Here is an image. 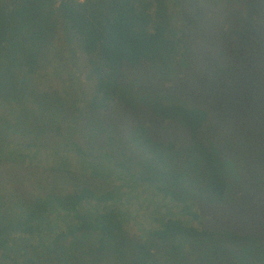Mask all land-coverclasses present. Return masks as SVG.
<instances>
[{
  "label": "trees",
  "instance_id": "obj_1",
  "mask_svg": "<svg viewBox=\"0 0 264 264\" xmlns=\"http://www.w3.org/2000/svg\"><path fill=\"white\" fill-rule=\"evenodd\" d=\"M57 3L0 0V99L13 115L3 120L10 121L26 137L34 133L40 138L52 124L60 131L70 118L72 108L64 93L31 88L39 63L46 61V50L53 45L58 23L63 20L74 32L97 81L87 112L81 113L90 130L91 146L101 138L107 147L123 139L120 153L127 163L116 164L115 155L107 151L95 155L86 152L64 137L63 151L68 159L80 156L97 161L101 156L111 162L110 168L102 174L98 168L96 171L85 165L61 167L59 171L77 182L73 191L49 193L13 206L0 199V264H264L260 258L248 260L246 255L245 261L241 257L231 260L215 243L235 242L241 248L264 241L263 237L195 227L169 212H160L154 220L156 226L150 222L153 213H148L149 224L142 233L128 234L122 217L131 214H125L119 204L127 200L134 203L136 189L143 184L182 206L180 214L196 218L194 204L183 193L188 187L212 201L227 196L230 187L222 174L220 156L204 135L210 116L202 108L165 105L130 96L126 91L135 75L168 66L174 60L179 42L164 0ZM218 55H231L225 38L220 40ZM73 117L74 121L79 119L76 114ZM113 132L116 135H110ZM179 134L192 148L177 168L181 173L173 172L175 168L164 172L162 168L172 165L177 155ZM25 147L38 148L30 143ZM3 149L0 143V163L10 157ZM140 159L152 162L160 177L132 173L131 164ZM87 173L92 177L87 179ZM113 177L120 184L114 185Z\"/></svg>",
  "mask_w": 264,
  "mask_h": 264
},
{
  "label": "rangeland",
  "instance_id": "obj_2",
  "mask_svg": "<svg viewBox=\"0 0 264 264\" xmlns=\"http://www.w3.org/2000/svg\"><path fill=\"white\" fill-rule=\"evenodd\" d=\"M164 2L171 18L172 32L179 42L174 60L168 66L135 75L126 85V91L140 99L165 105L198 107L209 113L204 135L220 156L229 193L217 201H212L205 194L200 195L192 187L183 193L194 204L193 212L200 216L197 224L215 232L229 230L264 238V0ZM69 29L63 20L59 21L53 45L46 50V61H40L31 87L39 92L59 91L66 95V103L72 112L60 131L52 124L43 137L37 138L34 133L29 137L22 135L10 121L3 120L5 117L12 119L13 115L0 99V143L4 144V153L10 156L4 157L0 163V199L9 206L20 201L31 203L49 193L73 191L77 182L58 168H81L85 165L94 170L98 168L102 174L110 168L111 162L101 156L97 161L80 156H69L68 159L63 151L64 137L80 144L86 152L95 155L107 151L115 155L116 164L121 161L127 163L120 153V146L125 143L123 139L107 147L101 138L100 143L91 146L90 130L86 128L81 113L87 112L86 105L94 94L97 81L86 54L75 40V34L73 42L69 41ZM222 38L227 39L230 46L228 58L218 55ZM75 114L79 116L77 121L73 119ZM122 133L126 137L129 134L124 127ZM178 137L181 140L175 151L177 155L171 160L172 165L166 164L162 168L164 172L175 168L173 172L181 173L177 168L184 164L183 160L192 148L183 135H176ZM29 143L38 148H26ZM133 163L132 173L138 177L143 173L160 177L158 170L152 168V162L140 159ZM89 177H92L91 173H87L86 178ZM114 177V185L120 184ZM122 177L127 176L123 173ZM143 185L135 193V197L136 194L141 196L140 203L145 196L155 201H167L159 198L153 188ZM181 187L185 188V185ZM135 203L136 198L134 204L130 203V208H135ZM177 206L172 202L170 207ZM178 207L181 211L182 206ZM180 217L190 220V216L183 213ZM145 219L146 211L141 212L137 219L143 224L128 222L125 230L130 236L141 234L149 224L148 218ZM256 241V244L241 248L235 242L216 240L213 243L224 249V254H229L231 260L239 261L241 257L245 261L251 257L260 258L264 263V241Z\"/></svg>",
  "mask_w": 264,
  "mask_h": 264
},
{
  "label": "flooded vegetation",
  "instance_id": "obj_3",
  "mask_svg": "<svg viewBox=\"0 0 264 264\" xmlns=\"http://www.w3.org/2000/svg\"><path fill=\"white\" fill-rule=\"evenodd\" d=\"M155 192V191H154ZM158 197L161 198L163 197L162 194L158 193ZM141 196L137 195V203H135V208H130V204L128 203V200L124 203L122 202L121 204H119V207L121 208L122 211H124V213L126 214L127 212L129 214H131V216H123L122 220L125 223L128 222H133L134 224H143L144 222H137L138 216L141 214V212L146 211V215L148 213H153V220H150V222L153 221V225L156 226V223L154 222L155 218L158 217L160 215V212L163 211L164 213H170V215L172 216H177L178 218L182 219L183 222H187L188 224L195 226V227H203L201 224H197L198 221H200V216L194 212L197 215V218L195 216H190V220L186 221V219H183L182 217H180V212H179V208L175 207V208H171L170 206L172 205V202L170 199H166L167 201H155L154 199H150L148 196H145L144 198H142L144 201H142L141 203L139 202ZM134 204V203H133ZM167 206L168 209L166 210L163 206ZM160 208V209H159ZM162 208V209H161ZM135 211V213H133ZM139 214V215H138ZM147 219V217H146ZM145 219V220H146Z\"/></svg>",
  "mask_w": 264,
  "mask_h": 264
},
{
  "label": "water",
  "instance_id": "obj_4",
  "mask_svg": "<svg viewBox=\"0 0 264 264\" xmlns=\"http://www.w3.org/2000/svg\"><path fill=\"white\" fill-rule=\"evenodd\" d=\"M68 37H70L69 41L72 43L73 42V38H74V33H72L71 29H69ZM72 51H74V48H72Z\"/></svg>",
  "mask_w": 264,
  "mask_h": 264
},
{
  "label": "built area",
  "instance_id": "obj_5",
  "mask_svg": "<svg viewBox=\"0 0 264 264\" xmlns=\"http://www.w3.org/2000/svg\"><path fill=\"white\" fill-rule=\"evenodd\" d=\"M62 0H58V3L59 4ZM75 1H78V2H85L86 0H75Z\"/></svg>",
  "mask_w": 264,
  "mask_h": 264
}]
</instances>
